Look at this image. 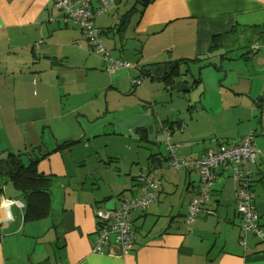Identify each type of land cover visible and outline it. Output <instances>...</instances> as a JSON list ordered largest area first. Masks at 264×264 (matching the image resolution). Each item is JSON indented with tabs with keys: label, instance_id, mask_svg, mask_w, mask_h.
Here are the masks:
<instances>
[{
	"label": "crops",
	"instance_id": "1",
	"mask_svg": "<svg viewBox=\"0 0 264 264\" xmlns=\"http://www.w3.org/2000/svg\"><path fill=\"white\" fill-rule=\"evenodd\" d=\"M53 2L0 0V60L5 61V71L0 72V145L6 142L9 123L22 129L30 148L25 152L32 149V154L44 156L37 172L51 183L50 213L43 219L25 221L21 199L16 200L23 204L22 208H10L11 220H7L5 209L0 206V221L5 222L0 226V264H264V241L247 233L245 246L240 244L235 201L238 186L230 171L217 173L211 197L193 224L186 227L187 207L199 182L197 172H175L167 167L164 142L154 152L151 138L129 128L125 122L140 113L116 111L113 100L117 98L120 103L128 93L120 83L108 81L106 85L95 83L91 87L88 76L78 81L75 75L63 81V76L71 75L68 68L106 78V67L92 51L85 34L57 17ZM130 4L133 6L123 14ZM141 4L140 0H117L105 14L94 19L102 45L120 60L113 50H132L134 63L129 59L122 61L134 64L129 69L135 70L137 81L149 68L173 64L172 77L160 84L164 90L179 82L182 66L189 65L193 73L191 65L206 60L210 61L209 67L225 73L224 79L228 72L234 73L230 84L216 94V111L231 115L229 121L220 125L222 132L214 127L216 116L208 115L202 101L200 112L209 116L212 131L197 128L193 119L186 125L176 109L167 115L163 108L157 115L156 105L168 103V99L166 94H158L160 86L152 83H148L151 89L146 97L152 100V108L141 114L150 115L155 128L158 125L164 135L169 134L170 142L181 145L176 154L185 159H197L208 149L226 144L223 140L238 143L252 132L258 150L252 166V191L259 224L264 229V0H151L144 7ZM131 17L137 19L136 24ZM8 62L20 63L15 65L18 80L13 83L17 87L13 88L11 105L6 95L9 83L4 80L9 74ZM122 69L128 68L113 74L106 72L112 76ZM240 76L253 77L245 89L239 87ZM195 88L204 89L201 80ZM77 93L82 99L71 102L72 97L78 98ZM139 95L144 98L143 89ZM169 99L173 108V97ZM65 109V123H54L55 113ZM24 128L34 137L30 138ZM104 139L114 142L111 146L102 145ZM122 141L135 142L144 153L140 157L136 151L131 157L116 153L132 149V144L123 146ZM4 152L0 151V158L8 153L17 156L10 151L2 155ZM151 168H158L161 185L147 210L132 213L131 250L108 244L101 254L93 253L99 229L97 212L117 208L123 197L138 196L136 178ZM2 185L11 188L0 194V203L10 197L14 200L16 191L12 184L0 181ZM211 211L212 215H208Z\"/></svg>",
	"mask_w": 264,
	"mask_h": 264
},
{
	"label": "built area",
	"instance_id": "2",
	"mask_svg": "<svg viewBox=\"0 0 264 264\" xmlns=\"http://www.w3.org/2000/svg\"><path fill=\"white\" fill-rule=\"evenodd\" d=\"M117 0H54L53 6L57 17L64 23L79 28L86 36L92 51L101 57L106 70L113 74L121 68H132V65L114 58L101 42L100 31L94 24V19L105 14ZM257 49V47H254ZM138 83V81H137ZM183 130V128H182ZM252 132L238 143H222L215 149H208L197 159H185L176 154L180 144H173L169 134L165 135V152L167 166L172 170L196 171L199 182L195 188V197L188 204L184 224L190 227L201 212V208L211 197L212 186L220 170H228L231 179L237 184L235 201L237 215L240 221V244L245 246L244 237L252 233L256 238L264 241V229L259 224L254 206L252 184L255 174L252 166L255 163L258 150L252 141ZM158 168H151L147 174H138L137 183L140 193L134 198L123 197L119 206L113 210H100L96 214L99 229L93 241L92 252L101 254L104 246L118 244L123 250L129 251L134 243L132 230V213L144 212L155 201L156 192L161 183L157 177ZM0 206L5 209L7 220H11L10 208H22L18 200L4 199ZM212 215V212H207Z\"/></svg>",
	"mask_w": 264,
	"mask_h": 264
},
{
	"label": "rangeland",
	"instance_id": "3",
	"mask_svg": "<svg viewBox=\"0 0 264 264\" xmlns=\"http://www.w3.org/2000/svg\"><path fill=\"white\" fill-rule=\"evenodd\" d=\"M133 5L130 4L127 8H125L123 14L128 11ZM140 7V6H138ZM122 11V9H121ZM120 13V12H119ZM118 13V15H119ZM122 14V15H123ZM118 17V16H117ZM117 17H115L114 19L116 20ZM136 17V16H135ZM135 17H131L134 18V24H136L137 19H135ZM117 21V20H116ZM133 21V20H131ZM108 40V38H106L104 40V43H106ZM132 45V43L130 44ZM105 47V46H104ZM109 50V49H108ZM113 55H115L116 57L123 59H129L132 63H134V57L132 56V50H125L124 52L121 51L119 49V47H117V49L113 50ZM237 55V54H236ZM125 61V60H124ZM227 60L223 61V63L225 64ZM128 62V61H126ZM131 62H128L130 64H132ZM5 61L0 60V72L5 71V65H4ZM9 63V74L7 77L4 76V80L7 82L8 81V86H7V94L8 98H9V104L11 105V100L13 98V88L16 86L17 84H14L15 82H17V78H18V73H17V67L16 66H20V63L17 62L16 64H13V62H8ZM251 64V62H249ZM69 66L73 65V61L70 60L68 62ZM208 64H210L209 60H206L204 63H201L200 65H191V68L193 69V73H194V78L197 81L202 82V86H204V89L200 88V89H196L195 85H194V89L191 90V97L190 94H188V100L185 98V96L177 91H174L172 89H165V87L160 86L161 82H154V81H150L149 78H145V80H143L142 82L138 83L136 86L133 87V83L134 81L137 82V73L135 72L134 69H122L120 70L118 73L110 76L106 70L104 69V74L106 76V78H103L101 76L99 77H92V75L88 74L86 75L85 71H77L76 69H71L68 68L67 71H72L71 75H67L66 77L63 76V81L66 82L68 79L70 78H75V76H78V81L83 80L86 76L89 77V85L92 87L95 83H97L99 86L100 85H106L108 83V81L114 83V84H119L120 86H124V89H126L125 93L127 95V97H123L122 101L119 103L118 99L115 98L113 100V104L116 107V111H122L124 114H126L127 112L132 114V113H142V112H150L151 108L149 106L150 100L149 98H146L148 96V91L149 88L148 87V83H152L153 85H157L160 86L157 88L156 92L158 94H166L167 96V102L168 103H162L157 104L155 107V113L157 112V115L159 114L158 110L161 109H165L164 114H171L175 109L181 112V116H183L182 119L185 120L186 125L188 124L187 122H189L188 120L193 119L194 122L198 123L195 126L197 128L199 127H203L205 129L206 132L208 131H212V129L215 127L218 131L222 132L220 129V125L225 123V121H229V119L231 118V115H229V112H225L223 113L222 111H216L215 106H216V101L218 99H216V94H217V90L219 89H224L225 87H227V85H229L230 81H232L233 77H234V73L233 72H228V77L226 79H224V72L219 73L217 71V69H215V67H209ZM16 65V66H15ZM134 66V64H132ZM136 65V63H135ZM189 67V65L186 66H182V73L184 71H186V69ZM242 69L243 66H240ZM248 69H251L250 66H248ZM15 72L14 76H12V72ZM63 70H59V72H62ZM191 71V70H190ZM3 73V72H2ZM131 73V76L128 77V75ZM192 73V71H191ZM192 73V74H193ZM4 75V74H3ZM200 75V76H199ZM127 77V78H126ZM133 77V78H132ZM134 77L136 78V80L134 79ZM239 78L242 79V81L240 82V86L239 87H243V89H245L247 86L250 85V82L252 81L253 77H248L245 78L243 76H240ZM133 79V80H132ZM219 79L222 80L221 83H219ZM188 81L191 82L190 78H187ZM1 82V79H0ZM142 87V88H141ZM215 88V89H214ZM120 89V88H119ZM140 89H143L144 91V98H138L139 95V91ZM121 90V89H120ZM122 91V90H121ZM203 91V92H202ZM222 95H224V93L222 91H220ZM143 94V92H142ZM77 99L73 98L71 99V102H74L75 100H81V96L77 93ZM173 97L172 101H174L175 106L173 108H170L171 105H173V102L170 103V96ZM126 98V99H125ZM128 98V99H127ZM147 99V100H145ZM58 100H60V95H58ZM153 100L155 102H157V100H155L153 98ZM177 100H181L183 102H178ZM202 101V102H201ZM136 102V103H135ZM200 102L201 103H206V111L208 112V115L210 116L211 114H214L216 117L213 121V125L214 127H212V124L209 121V116L206 115L205 113H201V106H200ZM67 112L68 110L65 109L64 112L59 111L57 113H55V119L53 120V122H57V123H65V121L67 120ZM208 120V121H207ZM257 120V117H256ZM126 123V122H125ZM204 124H206L207 126H204ZM121 126L123 125L122 123L120 124ZM233 126V125H232ZM187 128V127H185ZM26 131V134H28V136L30 138L34 137V135L32 133H29V129L28 128H24ZM108 129V127H107ZM161 129V128H160ZM236 131V130H233ZM211 136L213 137V132H210ZM166 135V134H165ZM165 135L163 134L162 131L159 130L158 125L155 129V133L154 135L151 137L152 142H151V147H154V152L158 151L160 149V146H163V142L165 140ZM156 144H155V142ZM224 142L227 143H233L232 140H223ZM112 142L111 140H107L104 139L101 141L102 145H109L111 146ZM139 142V141H136ZM255 142V141H254ZM42 143V142H41ZM132 144L131 147L132 149L130 151H122V150H116V153H124V155L128 154L129 157L132 156L131 153H133V151L137 152V157L142 156V154L144 153L143 151H141V149H138V145H136V143H131L130 141H122V145L124 146L125 144ZM256 147V146H255ZM4 150V154H6V151H10L13 153H17V156H19L21 153V158L23 161H27L28 159V155L32 154V149L29 151H27L28 153H26V149H30L29 148V141H25L23 139V131L22 129L16 128L12 125V123L8 124V130H7V137H6V142L3 143V146L0 145V151ZM162 150V147H161ZM164 150V147H163ZM114 152H110V154L113 155H117ZM5 158V156H4ZM3 159L0 158V161ZM176 172V171H175ZM5 186H7V188L5 189ZM2 188L5 192L10 191L9 188H11L9 185H2ZM262 221V220H261Z\"/></svg>",
	"mask_w": 264,
	"mask_h": 264
},
{
	"label": "trees",
	"instance_id": "4",
	"mask_svg": "<svg viewBox=\"0 0 264 264\" xmlns=\"http://www.w3.org/2000/svg\"><path fill=\"white\" fill-rule=\"evenodd\" d=\"M150 1L151 0H140V2L142 3L141 5L143 7ZM130 11L128 13H130ZM212 47H214L213 44ZM196 60L198 59L196 58ZM173 68V64L162 67L154 66L152 68H149L148 75H150V72L152 71V76L155 79H162ZM156 72L159 74L157 75ZM197 82L199 81L197 80ZM66 145L67 144H63L61 146L65 147ZM42 157L44 156H36L35 154H29L27 161H23L21 156H16L12 153H8L6 154L5 158L0 162V181L2 183L12 184L16 191L15 197L13 199H21L23 201L25 205L23 218L25 221H37L47 217V215L50 213V179L42 176L37 172V165L42 159ZM147 173L148 172H140L139 174ZM136 186L139 187L137 181ZM3 191V188L0 187V194H2ZM157 192L155 200L157 197Z\"/></svg>",
	"mask_w": 264,
	"mask_h": 264
},
{
	"label": "water",
	"instance_id": "5",
	"mask_svg": "<svg viewBox=\"0 0 264 264\" xmlns=\"http://www.w3.org/2000/svg\"><path fill=\"white\" fill-rule=\"evenodd\" d=\"M156 74L158 75L159 73L156 72ZM172 74H173V70H171L164 78L155 79L152 75L151 76L148 75V72H144L142 73L138 83L142 82L145 78H149L154 82H164L170 79L172 77ZM188 77L190 78L191 82L187 80ZM178 79L179 82L175 85L173 84L170 87V89L184 94L185 98L188 100V94L191 93V90L193 89L194 85L198 84V82L195 80L194 75L191 73L189 68H187L186 71L181 73V75L178 76ZM136 83L137 82H134L133 87L135 86ZM126 124L129 126L130 129L136 131L135 132L136 134L139 133L140 135H143V137L146 139L151 138L154 135L156 129L154 127V122L151 120L150 115L137 114L136 116L128 120ZM36 150H38V148ZM4 224H5L4 221H0V226H4Z\"/></svg>",
	"mask_w": 264,
	"mask_h": 264
}]
</instances>
